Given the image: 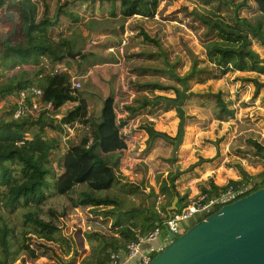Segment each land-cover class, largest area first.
Segmentation results:
<instances>
[{
  "label": "trees",
  "instance_id": "16d2710c",
  "mask_svg": "<svg viewBox=\"0 0 264 264\" xmlns=\"http://www.w3.org/2000/svg\"><path fill=\"white\" fill-rule=\"evenodd\" d=\"M75 1L60 0L50 7L46 0H40L41 11L33 17L30 12L31 0H0V20L3 18L8 25L6 31L0 30V67L9 70L22 64H37L31 75L28 71L22 70L0 80V100L7 96L15 97L20 89L28 88L25 101L29 104L31 93L29 87L40 89L39 106L35 113L15 114L14 102L6 103L3 107L6 109L0 111V211L12 213L19 207L36 204L53 195H64L66 202L72 207L118 204L116 209L106 206L107 208L102 210L105 214H115V219L111 223L113 229L111 231L114 233H94L97 239L90 244L88 252L77 262L105 264L111 252L124 250L126 242L134 239L135 232L144 233L150 230L155 219H160V214H165V210L164 206L157 208L149 196H145L136 208H123L120 205L119 195L114 189L129 184L117 177L112 164L104 157L106 153L121 152L126 147L116 120L112 95L107 94L101 99L98 114L92 118L88 113L86 97L77 87L70 85L68 73L65 70L51 72L55 62L68 57L66 52L69 47L63 36L53 37L50 28L59 24V16L71 18L73 21L78 18L76 13L65 8L67 3ZM78 1H87L90 4L97 1L101 12L104 11L109 16L123 17L132 15L151 17L158 2V0ZM199 1L207 4L209 9L205 14L195 13V17L205 25L206 31L213 30L214 33V37H208L202 43L205 58L220 74L235 71L232 78L237 82L235 93L249 83L251 90L247 100L264 102V79L260 78V74L264 73V57L259 56L251 44L254 41L264 47V26L261 19L254 18L251 21L248 17L240 15V7L245 6L243 2ZM259 1L264 3V0ZM54 12L56 17L51 20ZM143 35L145 39L150 40L146 34ZM81 51L83 57L85 51L82 49ZM45 61L50 66L49 72H43ZM200 71H202L200 68L193 66L190 73L195 75ZM248 71L253 73L248 74ZM142 88L150 91L169 89L172 94L153 93L150 98L143 99L136 106H128L130 113L144 107L151 113L157 109H173L178 117L173 135L155 129L150 122L140 124L146 134L147 148L153 140L165 141L172 149L181 144L185 135L182 123L186 114L183 107L189 97H195L201 104L202 99L206 101L212 99L215 108L213 116L216 120L234 116L232 100L230 101L222 88L199 93L188 90L186 86L177 88L158 82H147ZM65 101L74 103L62 112L60 109ZM58 113L61 115L58 116ZM65 124L71 127L80 125L84 131L76 140L64 137L65 148L59 151L57 142L60 135L47 132V129L58 130L65 135L68 133L64 130ZM248 141L264 158V146L253 139ZM247 176L244 175L242 179L246 181ZM249 176L252 184L244 193L264 185V163L259 171ZM173 180L174 174L169 176L170 185L173 184ZM240 181L229 178L227 183L237 184ZM225 185L226 183L215 186L210 182L208 188L202 190H213ZM27 216V220L32 221L47 234L58 230V226L52 220L33 217L29 213ZM22 220L25 221L24 218ZM12 235V229L1 219L0 247L5 254H8ZM155 251L151 252V256Z\"/></svg>",
  "mask_w": 264,
  "mask_h": 264
},
{
  "label": "rangeland",
  "instance_id": "374dc122",
  "mask_svg": "<svg viewBox=\"0 0 264 264\" xmlns=\"http://www.w3.org/2000/svg\"><path fill=\"white\" fill-rule=\"evenodd\" d=\"M46 1L52 7L60 0ZM234 1L245 4L239 9L240 15L248 17L251 21L254 18L261 19L264 26L263 2ZM97 7L99 8L97 1L93 4L78 0L67 3L65 8L76 13L78 18L73 21L71 18L59 16V24L51 27L50 33L53 37L63 36L71 52L81 49L85 51L83 57L81 54L64 57L60 61V66L68 73L71 80H75L77 89L86 97L88 113L92 118L98 114L101 99L107 94L112 95L120 132L128 145L132 146L128 152L124 150L120 156L121 158L125 156L126 166L137 165L139 169L138 162L154 166V162L160 157L172 156L177 150L178 145L171 150L166 148L165 141L153 140L148 145L149 148L146 139L144 146L139 142L141 132H145L140 124L147 122L168 135L174 134L178 117L173 109H157L153 113L147 112L146 107L132 113L127 109L128 106H136L143 99L150 98L153 93L172 94L169 89L150 91L142 88L147 82H158L177 88L186 86L188 90L199 93L222 88L230 101L232 100L234 116L224 120H216L213 116L215 108L212 99L207 101L202 99L203 104H201L195 97H189L184 102L183 111L186 116L182 124L185 137L188 135L184 137L186 139L184 146H188V149L177 150L175 156L182 159L179 160V164L186 162V158L196 159L199 155L195 158L194 150L203 156H210L213 153V157L218 156L214 155L218 151L222 154L219 158L225 157V159L220 160L222 164L219 162L207 170L214 171L219 166L228 167L235 174V178L241 180L239 183L245 182L242 179L244 175L250 177L249 175L255 174L262 168L264 158L261 157V152H256L248 140H256L264 146V102L247 100L251 90L249 83L235 93L237 82L232 79L235 71L220 74L205 58L202 43L206 38L214 37V33L213 30L206 31L205 25L195 17V13L205 14L209 9L207 4L199 0H158L151 17L109 16ZM40 11V0H31L32 16L36 17ZM99 18H103L108 26L91 29L86 35H81L77 31L78 29L82 31V27L90 25V22L97 25L99 21L103 24ZM7 29V23L1 18L0 30ZM142 32L150 37V40L145 39ZM251 44L259 56L264 57V47L254 41ZM42 59L43 57L40 60ZM56 64L57 62L53 67ZM43 65V72H49L48 63L45 61ZM193 66L202 71L195 75L191 74L190 70ZM36 67L37 64L28 63L4 70L1 66L0 80L22 70L28 71L31 75ZM252 73L248 71V74ZM260 75V78L264 79V73ZM14 99L15 97L11 96L4 98L0 111L4 110L6 103L9 104ZM73 103L74 101H65L60 111L70 108ZM60 115L61 113H58V116ZM83 131L80 125H74L71 132L65 135L58 130L47 129V132L60 135L57 142L59 151L65 148L64 137L76 140ZM104 157L108 159L112 155L107 153ZM201 158L204 157L199 156L198 160ZM153 166L150 168L152 169ZM248 179L251 181L250 178L246 180ZM227 180L228 178L224 179L221 185L228 184ZM56 196L53 195L24 208L19 207L12 213L0 211V221L3 219L13 233L8 254L3 253L0 247V264H63L64 262L77 264L78 260L88 252L93 239H97L94 233L102 231L107 234L104 221L108 224L106 223L108 220L105 219L107 216L102 214V210L107 205H83L88 206V210L85 214H81L73 209L76 207L66 202L64 195ZM53 204H56L57 208ZM67 207L68 211H66ZM28 213L33 217L52 220L58 226V230L51 234L45 233L32 221L27 220ZM23 218L25 221L22 220ZM83 221H87L86 223L93 228L86 225L82 230L77 224ZM193 221L194 219H189L180 228H185ZM175 230L178 231L179 228Z\"/></svg>",
  "mask_w": 264,
  "mask_h": 264
},
{
  "label": "water",
  "instance_id": "95a60500",
  "mask_svg": "<svg viewBox=\"0 0 264 264\" xmlns=\"http://www.w3.org/2000/svg\"><path fill=\"white\" fill-rule=\"evenodd\" d=\"M55 17L56 12L51 20ZM165 230L169 240L145 264H264V185L219 205L180 233Z\"/></svg>",
  "mask_w": 264,
  "mask_h": 264
},
{
  "label": "crops",
  "instance_id": "0c3cea01",
  "mask_svg": "<svg viewBox=\"0 0 264 264\" xmlns=\"http://www.w3.org/2000/svg\"><path fill=\"white\" fill-rule=\"evenodd\" d=\"M99 19L103 24L99 23L98 21L97 24L98 26H97L94 22H90V25L87 24V26L82 27L81 29L82 31H80V29H78L77 31L81 35H86V32L88 33V31L91 29H97V27L102 28L104 26L105 27L108 26L107 23L103 21V18H99ZM90 52H92V50H90ZM91 54H93V52ZM4 109H6V107ZM184 137L181 144H179L177 147L178 151H182V150L187 151L188 149V146H184L186 144L185 143L186 139H184ZM145 139H146L145 132H141L139 142L142 143V146H144ZM125 142H126V147L124 150L128 152L129 148H131L132 146L128 145L126 139ZM165 147L171 150L170 145H165ZM177 150H175V154L177 153ZM123 151L109 152V154H111L112 157L107 159V161L112 164V168L115 174L117 175V177L124 182H128L129 184L126 185L125 187H118L114 189L115 192L119 195L120 205L123 208L126 207L136 208L139 202L145 196H149L150 198L152 197V199L154 200V204L156 205L157 208L164 206L165 214H167L169 210H172V208H179L190 197L194 196L197 192L201 191L202 188H208L210 182L215 186H221L224 179L227 178L236 179L235 174L228 167L219 166L214 171L207 170V168H210V166L217 165L220 162V160L223 161L225 159V157L219 158L220 156H222V154H220L218 151L214 154L218 156L213 157V153L210 156L207 155L203 156L200 155L198 151L194 150L193 155L195 156V158L196 155H199L201 157H204L205 159L201 158L198 160L199 156L196 159H192V160L186 158L187 161L181 164L178 163L181 158L179 156H175V154H172V156L170 155L169 157H160L159 160L154 162V166L149 163L147 164L144 163L145 164L144 165L143 162H138V164L140 163L139 169H137L136 167L137 165L135 167L126 166L125 156L122 158L120 157ZM222 161L219 164H222ZM151 166H153L152 169L150 168ZM173 174H174V180L172 184L173 188H171L172 185H170L169 183V176ZM247 178L249 177H246V179ZM56 197H58V195ZM53 205L55 206L56 204ZM61 205L65 206V204L62 203ZM107 206L116 209L118 208L119 205L115 203H110ZM87 207L88 206H82V207L78 206L73 209L77 212H80L81 214H85V212L88 210ZM105 208L107 207L105 206ZM66 211H68V207ZM61 212H63L62 209ZM102 214L107 216L105 219L108 220L106 222L108 224H105L104 221V226L106 227L107 234H110L112 232L111 223L115 219V214L113 213L105 214L103 213V211ZM81 220H83V218ZM157 221L158 220L155 219V221L153 222V226L157 224ZM86 222L87 221H83V223H78L77 226L80 227L82 230L85 229L86 225H88L89 228L90 227L93 228V226L87 224ZM160 226L161 227L158 237L154 238L153 240H146L140 245L141 252H145L148 250L149 251L158 250L169 240L168 233L165 230L166 226L162 224ZM100 233H104V232L100 231ZM94 241L95 240L93 239V242Z\"/></svg>",
  "mask_w": 264,
  "mask_h": 264
},
{
  "label": "built area",
  "instance_id": "2783aa9c",
  "mask_svg": "<svg viewBox=\"0 0 264 264\" xmlns=\"http://www.w3.org/2000/svg\"><path fill=\"white\" fill-rule=\"evenodd\" d=\"M53 71L64 70L60 66V62H57L55 67H52ZM70 80V85L77 87L75 80ZM28 88H22L18 91L15 96L14 104L15 114H33L39 106L38 96L40 94L39 88L29 87L31 91L29 100L30 103H26V95ZM3 99L0 100V108L3 106ZM2 103V104H1ZM66 132H71L72 127L68 124L63 125ZM251 181L248 179L244 183L231 184L228 183L224 187H218L213 190H201L194 196L190 197L184 204L179 208L170 210L167 214H160L157 224H155L150 230L144 233L135 232L134 239L129 240L125 244L124 250L114 251L109 254V258L105 264H145L151 257L152 250L145 252L140 251V245L146 240H153L158 237L160 232V225L166 226L169 230L177 233L182 232L185 228H180L184 223H187L189 219L197 220L205 214L211 212L219 205L224 204L233 198L242 195L251 187ZM176 231L175 229H178Z\"/></svg>",
  "mask_w": 264,
  "mask_h": 264
}]
</instances>
